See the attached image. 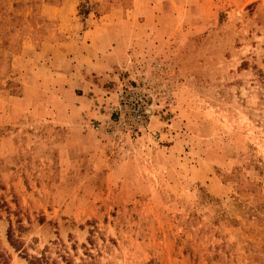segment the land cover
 <instances>
[{"label":"rangeland","instance_id":"374dc122","mask_svg":"<svg viewBox=\"0 0 264 264\" xmlns=\"http://www.w3.org/2000/svg\"><path fill=\"white\" fill-rule=\"evenodd\" d=\"M87 29L134 52L69 87ZM9 227L57 264H264V0H0V261L29 264Z\"/></svg>","mask_w":264,"mask_h":264},{"label":"crops","instance_id":"0c3cea01","mask_svg":"<svg viewBox=\"0 0 264 264\" xmlns=\"http://www.w3.org/2000/svg\"><path fill=\"white\" fill-rule=\"evenodd\" d=\"M95 29L96 27L93 30ZM88 32V29L83 31V35H81L82 39L80 41L77 40L76 42L72 43L70 41H66L65 43L68 48L73 46L75 55L79 56V65L81 68L76 70L75 73L67 72L65 75L69 87L73 82V74H77L75 77L78 75L81 76V78L77 80V84L80 87H83L87 83L94 84L92 74H108L106 73L107 69L115 66L116 64L120 66L125 65L124 63L126 61L127 55H132L134 52V43L132 37L129 38L126 45L124 46L126 49H123L118 44L113 46L112 41L108 40L104 35L99 36L96 33L93 34L92 32ZM101 38L104 39L102 40ZM65 52L69 57L71 54L74 56L73 51L68 53L69 49ZM117 65L115 66L116 68L118 67ZM98 80L101 81L103 78L98 77L96 81Z\"/></svg>","mask_w":264,"mask_h":264},{"label":"built area","instance_id":"2783aa9c","mask_svg":"<svg viewBox=\"0 0 264 264\" xmlns=\"http://www.w3.org/2000/svg\"><path fill=\"white\" fill-rule=\"evenodd\" d=\"M144 95L129 92L119 95V105L115 111L119 114L120 123H127L136 131L145 128L148 119V104L144 100ZM97 128V127H96Z\"/></svg>","mask_w":264,"mask_h":264},{"label":"trees","instance_id":"16d2710c","mask_svg":"<svg viewBox=\"0 0 264 264\" xmlns=\"http://www.w3.org/2000/svg\"><path fill=\"white\" fill-rule=\"evenodd\" d=\"M7 235H8L9 241L11 242V244L15 248V250L21 249V252L24 254V257H26L29 264H57L56 259L51 256L49 249H44L40 253V255H28L25 252L24 247L20 248L21 245H16V241L14 239H12V228L11 227H9ZM0 259H2L1 254H0ZM0 264H2V261H0Z\"/></svg>","mask_w":264,"mask_h":264}]
</instances>
